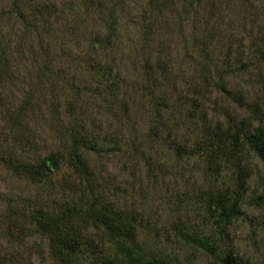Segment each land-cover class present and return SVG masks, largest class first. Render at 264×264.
<instances>
[{"label": "trees", "instance_id": "16d2710c", "mask_svg": "<svg viewBox=\"0 0 264 264\" xmlns=\"http://www.w3.org/2000/svg\"><path fill=\"white\" fill-rule=\"evenodd\" d=\"M118 1L72 0L68 6L71 18L64 19L52 18L56 8L53 0H13L10 12H0V19L7 15L17 21L21 31L14 46L17 51L33 38L37 41L35 50L28 45L30 58L37 64L33 83L26 86L17 99L11 90L18 75L13 67L11 43L0 48V84L9 90V95L2 97L0 94L3 106L0 164L13 176L37 188L25 205L8 200L3 208L0 219L7 242L25 247L26 239L38 234L46 241L52 264H175L166 252L143 245L140 236L147 228L148 220L139 211L123 205L124 191L120 184L105 176L93 160L107 155L126 156L132 161L131 176L134 175L133 168L142 165L145 180L156 183L165 179V166L159 165L153 154L156 148L165 144L180 159L196 156L205 177L211 181L198 199L186 198L197 204V211L201 210L198 214L201 225L185 226L178 219L172 227L173 236L183 244L205 252L214 262L250 264L238 260L230 249L224 256L221 254L226 246L227 229L244 215L248 205H261L262 195L250 201L246 199V193L248 179L253 173L249 155L264 166V109L249 105L246 114L237 116L228 108L215 104L220 116L209 118L202 108L212 90L226 100L240 102V97L228 89L225 77L241 67L249 69L250 66L244 64L241 53L228 52V44L221 60L213 55L210 45L214 36L213 31H209L195 46L199 81L185 96L190 106L183 116V99L172 101L163 86L168 65L158 56L159 50H155L157 56H154L149 42L154 31L153 22L160 19L158 22L167 24L166 13L171 16L179 10L184 12L183 8L196 6L199 0H146L139 27L140 53L144 56L141 59L144 80L139 91L147 106L146 129L139 143L132 133L123 137L122 131L127 126L120 124V120H116L118 128L115 130L110 127L102 130L83 117L85 93L117 110L112 117H124V122H128L125 112L128 104L120 95L118 78L113 77L111 61L104 60L102 55L114 46L117 23L113 6ZM80 11H103L107 15V28L89 33L87 48L81 55L74 56L67 53L65 46L85 26L87 18ZM61 37L63 42L58 44L67 61L77 57L83 62L90 81L84 89L75 76H68L66 65L56 66L52 41L57 39L59 42ZM256 59L262 62L263 58ZM62 104L64 112H60ZM38 117L48 123L57 142L55 147H44L37 142L39 130L31 122ZM181 121L195 127L197 134L192 143L179 139L175 133ZM228 168L233 173L230 185L228 177L222 176L224 171L228 174ZM61 170L66 172L60 174ZM138 184H143L141 179L130 185L137 187ZM176 212L181 213L179 206ZM0 264H31V259L10 253L0 257Z\"/></svg>", "mask_w": 264, "mask_h": 264}, {"label": "rangeland", "instance_id": "374dc122", "mask_svg": "<svg viewBox=\"0 0 264 264\" xmlns=\"http://www.w3.org/2000/svg\"><path fill=\"white\" fill-rule=\"evenodd\" d=\"M12 1L0 0V12H10ZM53 1L56 3V8L52 18L64 19L71 16L68 6L72 0ZM145 2L146 0H119L115 3L113 15L117 24L114 28V46L109 52L105 50L102 54L104 60L111 61L113 77L118 78L120 95L128 104L125 111L128 122H124V117L120 119L119 116L112 117V113H116L117 110L111 109L90 93H85L82 101V105H85L83 117L87 122H94L106 131L109 127L111 130L118 128L116 120H120V124L127 126L122 131L125 133L123 137L132 133L136 143L140 142L148 122L147 106L141 100L139 91L144 80L141 68V59L144 56L140 53L139 27L142 6ZM183 10L184 12L179 10L171 16L166 13L169 17L167 24L158 22L160 19L153 22L154 31L149 42V46L154 50V56H157L155 50H159L161 53L158 56H161L168 65L163 86L172 101L176 98L183 99V116L190 106L185 96H188L189 91L195 88L199 81L195 64V46L206 38L209 31H213L214 36V41L210 45L213 55L220 57L221 60L228 44V52L241 53L244 64L250 68L241 67L225 77L228 89L234 96L240 97V102L234 99L226 100L224 96L212 90V94L207 97L208 101L202 107L207 116L209 118L220 116L215 104L228 108L237 116L246 114V106L249 105H257L264 109V0H199L196 6H187ZM80 13L87 18L85 26L80 33H77L75 39L68 41L65 46L68 47L67 53L74 56L81 55L87 48L86 40L89 33L107 28L105 25L107 15L103 11L85 13L80 11ZM6 16L0 19V48L7 42L11 43L13 67L18 71L17 81L11 90L13 97L17 99L26 86L33 83L32 77L37 64L30 58L28 45H32L35 50L37 41L33 38L31 43L26 42L23 47L21 46L22 52L17 51L14 46L19 41L21 31L14 17ZM26 38L30 40L28 36ZM61 41L62 37L59 38V42L57 39L52 41L55 50L53 55L57 56L56 66L66 65L68 76H75V80L84 89L89 86L90 81L87 72L83 69V62L77 57L72 58L74 61L68 62L63 50L59 48L58 43ZM258 55L263 58L262 62L256 59ZM8 91L6 86L0 84L2 97L9 95ZM63 107L62 104L60 112H64ZM2 108L0 104V130L3 127ZM31 123H34L39 130L37 142L41 146L48 148L56 146L57 142L49 131V125L42 117L33 119ZM175 133L178 134L179 139H186L189 143L195 140L197 134L195 127L185 121L179 123ZM2 141L0 137V143ZM4 144L2 150L5 148ZM156 150L153 155L159 165L165 166L166 176L163 181L156 183L145 180V169L142 165L133 168L134 175L131 176L129 168L132 161L126 156L107 155L102 159L93 158V160L96 168L101 169L105 176L113 178L120 184L124 191L123 205L134 208L148 220L147 228L142 230L140 236L144 246L166 252L175 264H220L214 262L205 252L178 241L172 231L173 224L178 219H181L185 226L201 225L199 217L201 210L197 211V204L194 205L193 201L186 198L198 199L200 192L209 187L211 181L205 177L196 156L180 159L165 144L160 145ZM248 162L252 166L253 173L247 182L246 199L251 201L252 198L262 195L261 205H248L244 215L227 229V235L224 237L226 246L222 249L221 255L224 256L230 249L238 260L250 264H264V166L252 155H249ZM65 172L61 170L60 174ZM222 176L228 177V185L233 183V173L230 168L228 174L224 171ZM137 179H141L143 184H138L137 187L130 185ZM36 189L27 181L13 176L0 164V217L8 200H13L17 205H25L36 193ZM178 206L181 213L176 212ZM25 242H27L25 247L10 245L0 219V257L17 253L21 254V258L29 257L31 264H52L43 237L38 234L32 235Z\"/></svg>", "mask_w": 264, "mask_h": 264}]
</instances>
